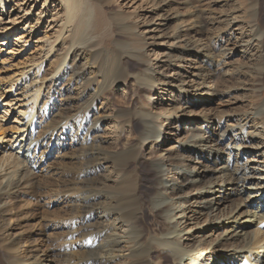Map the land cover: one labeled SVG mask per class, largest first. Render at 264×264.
Segmentation results:
<instances>
[{
	"label": "bare ground",
	"instance_id": "1",
	"mask_svg": "<svg viewBox=\"0 0 264 264\" xmlns=\"http://www.w3.org/2000/svg\"><path fill=\"white\" fill-rule=\"evenodd\" d=\"M4 3L0 0V4ZM111 3L100 9L88 0H65L69 17L76 21L67 40L62 41L67 54L60 62L62 69L48 80L43 68H38L36 73H41V83L28 111L19 113L15 122L19 125L18 132L11 139L0 138V264H221L222 261L256 264L261 259L264 261V235L259 238L245 231L255 220V223L262 220L259 225L264 224V205L253 209L258 198L264 201V162L250 157L255 153L264 159V135L257 138L258 142L248 132L252 121L264 126V39L261 40L264 0H251L248 9L254 20L249 35L239 34L235 46L230 48L219 36L212 35L215 37L208 44L200 37L209 26L221 24L207 10L197 9L193 26L186 31L191 34L197 29L199 40L187 41L185 50L177 51L174 59L177 64L172 62L174 45L166 49L165 60L159 61L158 70L153 68L151 59L132 46L136 34L131 24H119L123 41H113L108 49H96L97 17L103 21L112 8ZM163 9L162 6L160 11ZM232 16L226 19L224 30L233 29L239 17L235 11ZM180 38L181 29H178L175 40ZM252 41L257 42L259 49L255 56L247 51ZM201 48L206 51L203 55ZM238 51L245 58L254 59L234 67L228 76L220 74L223 66L217 58L225 59ZM192 53L200 56L201 64H206V70L212 72V85L205 69L199 70L196 85L186 82L181 63ZM53 57L60 60L62 56L56 51ZM170 73L174 76H169ZM131 78L136 82L135 99H120L117 85ZM220 88L228 89L227 94L250 93L262 105L256 102L250 112L241 116L195 118L178 114L184 112L183 106H188L191 100L219 95ZM153 91L171 95L173 107L163 119L145 108L147 98L143 94ZM106 93L111 99L99 109L98 103L105 99ZM64 96V101H60L59 97L63 100ZM180 104L183 106L179 107ZM111 105L117 108L112 117L106 115ZM10 109L2 111L0 122L11 117ZM48 120L53 126L45 130ZM185 120L195 125L194 130L179 142L177 150L172 151L174 154L164 155V149L157 158L143 157L146 146L166 142L170 139L166 132L170 128L180 130ZM109 121L119 130L116 143L101 137L103 125ZM43 128V134L38 135ZM126 129L133 132L134 138H126ZM64 138L71 142L69 147L62 144L64 148H59L60 152L71 148L68 180L53 190L52 182L40 180L36 173L43 171L58 154L57 143ZM143 165L149 169L148 178L140 171ZM15 168L17 173L12 171ZM224 191L230 192L229 200L236 199L231 200L232 208L228 212L223 207L227 201ZM45 200L47 206L67 202L72 212L66 222L60 220L62 225H57L66 237L62 233L64 240L55 253L42 250L44 239L40 238L42 234L36 235L35 226L26 230L23 225L35 218L39 228L42 219L35 211ZM201 213H206L209 219L208 231L195 224ZM194 231L199 235L207 233L209 238L219 234L209 244L203 239L199 248L195 249L196 244L187 249V239L198 236ZM208 250L216 256L206 262L204 253Z\"/></svg>",
	"mask_w": 264,
	"mask_h": 264
},
{
	"label": "rangeland",
	"instance_id": "2",
	"mask_svg": "<svg viewBox=\"0 0 264 264\" xmlns=\"http://www.w3.org/2000/svg\"><path fill=\"white\" fill-rule=\"evenodd\" d=\"M4 1V4H0V107L2 105L0 108V119L3 115L2 111L9 108H11V117H9L7 121L0 122V138L5 137V139L8 140L18 132L19 125L15 122H18L17 118L19 117V113L21 111H28L30 103L33 100L32 98L41 83L39 80L41 73H36L38 68H43L48 80L55 77L60 69H62L60 68V62H62L67 55L63 50L62 41L67 40L71 27L76 20L72 19L71 16L69 17V12L65 6V0ZM88 1L95 4L100 9L104 8L107 3L112 2V8L108 11L106 9L107 14L104 15L103 21L100 22L97 17L98 27L94 37V41L97 43L96 49L104 47L108 49L113 45V41H123L124 38L119 24H131V28L133 30L132 32L136 34L134 36L132 46L143 56L151 59V63L154 66L153 68L156 70H158V63L165 60L164 56L166 55V49H170L174 45L171 51L174 56L172 62L177 64L174 60L178 55L177 51L185 50L184 47L187 41L195 43L199 40L197 29L192 31L191 34H187L186 31L188 28L193 26L195 18L193 15L197 9L202 8L207 10L208 15H210V17H214L221 24L220 27L216 24L209 26L207 32L200 36L207 44L211 42V37L214 38L215 36H219L223 38V41H225L224 45H228L226 47L230 48L235 46L234 43L236 44V39L237 37L239 38V34L245 32L246 34L244 35H249L250 27L253 25L254 20L253 15H251L248 9L251 0H161L162 2L160 3L158 0ZM157 2L159 4H157ZM162 6L164 9L163 11H160ZM233 11L236 12L239 18L235 21L234 27L231 31H227L226 29L224 30V24L229 18L231 19L233 17ZM163 24L165 25L163 26ZM178 29H181V38L175 40V33ZM262 33L263 35L261 40L264 39V29ZM256 45L257 42L252 41V44L247 50L248 55L255 56V54H257L259 49ZM56 51L58 56H62L60 60L53 57V52ZM205 52L206 51L201 48V55L205 54ZM200 58V56L196 57V54L192 53L187 60L181 63L185 73L186 82H190L189 85L191 86L197 84L199 70L207 69L206 64H201ZM222 58H217V60L220 61V66H223L220 70V74L228 76L234 67L243 64V62L250 60L252 57H250V59H248V56L245 58V56L238 51L234 56H227L225 59ZM252 59H254V57ZM211 74L212 72L207 71L209 84L211 83ZM169 76L173 77L174 73H170ZM36 78L38 79L36 80ZM247 79L249 80V78H246V80ZM117 89L116 94L120 99L121 97H125L134 100L136 97V95H134L136 82L133 78L128 79L126 83L118 84ZM227 90L228 89L222 88L219 95L211 98L203 96V99L191 100L188 106L180 104L179 107L183 106L184 112L180 111L178 114L183 115V113H186L188 116H193L195 118H202L203 116L216 118L223 114L241 116L244 113L250 112L253 109V105H255L258 100L257 97L254 98V95L250 93L245 94L242 91H236L232 94H227ZM162 93L163 92L158 93L156 91L144 94L142 93L143 96L147 98V101L145 104L142 102V98H140V101L145 105L146 110L160 116L163 119V116L168 114L171 107H173L171 106L173 103H171V95L168 93ZM104 98L105 99L98 103L99 109H102L108 99H111L107 93ZM61 99L62 97H59V100L63 102L65 96L63 100ZM26 100L28 101L26 102ZM21 101H23V104ZM257 103L262 105L261 101ZM262 109V114H264V105H262ZM116 110L117 108L114 106H108L106 109V115L112 117ZM189 123L190 121L186 120L182 122L180 130L177 128H170L169 131L166 132V137H169L170 139L163 143L159 141L150 147L146 146L143 151V157L145 159L152 157L157 158L163 154L164 149L166 150L164 155L169 154L168 152L174 154L175 152L172 151L177 150L179 142L183 141L185 136L190 131L194 130L195 125ZM50 126H53L52 121L48 120V123L44 126L45 130H47V128H51ZM44 128L38 131V135L43 134L45 131ZM248 132L253 134L254 141H258L257 138H262L264 135V126L256 124L255 121H252L249 125ZM118 134L119 130L114 122L109 121L103 125L101 137L105 141L107 140L114 143L118 142ZM125 136L126 138H134L133 132L129 129L125 130ZM164 139L165 138H163V140ZM57 144V148L59 150L60 147L64 148L63 145L66 144L69 147L71 142L67 138H64L59 140V143ZM263 152L264 150L262 153ZM254 154L255 153L250 154V157L255 156L257 161L264 162V159L260 157V154ZM70 155L71 148L69 150L67 148L65 150L61 149V152L59 150L58 154L49 160L45 168L46 170H39L36 175L40 178V180L51 181V186H54L53 190H56L59 184H61L64 180H68ZM1 156L2 155H0V158ZM12 171L17 173L16 168ZM50 171L52 172L50 173ZM140 171L144 177L148 178V176H150L149 169L146 165H143ZM223 193V196L227 198V201H225L223 206L225 207L224 212H228L232 208L231 200L236 199L232 198L229 200L230 192L228 191H224ZM47 201L48 200L43 201L39 206L40 208H37L35 211V215L42 219L39 228L36 227L35 218L29 219L26 223H23V225L26 226L24 228L26 230H30L32 225L35 226L36 235L39 237L42 234L40 238L44 239V243H42V250L55 253V249H57V252L58 248L61 247L64 240L63 237H66V234L57 228H60L58 226H61L62 223L69 219L72 212L67 202L62 205L47 206L45 204ZM260 204L263 206L264 201L263 199L258 198L254 203L253 209L256 210ZM196 218L198 220L195 221V224L206 227L205 230L208 231L210 227L208 225L209 219L207 218L206 213H201L200 215H197ZM60 220L64 221L62 222ZM261 221L255 223V220L253 223L248 225L247 230L245 231L251 233L253 236L257 234L260 236L258 237L261 238L264 235V224L259 225V222ZM193 222L194 221H192V223ZM194 234L198 236L196 239L194 237L187 239L185 243L187 249L196 244L195 249L199 248V241L203 239L209 244L215 240V237L219 233H215V237L213 238H209V234L207 233L199 235L194 231ZM60 235L62 237H60ZM47 238L49 241L51 240V243L47 240ZM33 240H35V238H33ZM252 242H255V238ZM206 243H202L201 245ZM211 256L215 259L216 254L209 250L206 251V253H204V260L208 262ZM56 258L58 259V257ZM225 263V261L221 262V264ZM263 263L264 261L262 259L256 262V264Z\"/></svg>",
	"mask_w": 264,
	"mask_h": 264
}]
</instances>
